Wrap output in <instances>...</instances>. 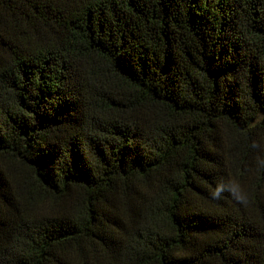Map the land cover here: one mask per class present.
I'll list each match as a JSON object with an SVG mask.
<instances>
[{
	"label": "trees",
	"instance_id": "obj_1",
	"mask_svg": "<svg viewBox=\"0 0 264 264\" xmlns=\"http://www.w3.org/2000/svg\"><path fill=\"white\" fill-rule=\"evenodd\" d=\"M0 264H264V0H0Z\"/></svg>",
	"mask_w": 264,
	"mask_h": 264
}]
</instances>
